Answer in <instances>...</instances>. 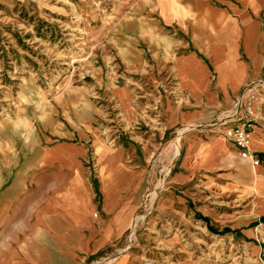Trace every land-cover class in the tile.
<instances>
[{
    "label": "crops",
    "instance_id": "crops-1",
    "mask_svg": "<svg viewBox=\"0 0 264 264\" xmlns=\"http://www.w3.org/2000/svg\"><path fill=\"white\" fill-rule=\"evenodd\" d=\"M137 8L146 19L137 38L152 58L130 59L131 72L160 68L165 93L117 86L119 126L130 119L134 128L129 147L107 154L74 128L69 102L60 103L65 123L34 118L35 129L49 127V135L24 141L34 150L24 171L0 172V264H86L91 256L117 253L128 243L154 175L150 147L166 137H181L180 154L167 162L186 214L213 234L228 229L257 264L264 261V104L256 106L250 129L258 165L213 126L264 77V0H142ZM144 124L149 129L139 131ZM77 137L85 143L73 142ZM0 145L1 161L10 168L6 150L13 142L0 137ZM90 148L92 165L85 162ZM140 262L134 255L118 264Z\"/></svg>",
    "mask_w": 264,
    "mask_h": 264
},
{
    "label": "rangeland",
    "instance_id": "rangeland-1",
    "mask_svg": "<svg viewBox=\"0 0 264 264\" xmlns=\"http://www.w3.org/2000/svg\"><path fill=\"white\" fill-rule=\"evenodd\" d=\"M140 4L142 0H0V137L13 142L6 150L10 168L0 155V172L8 176L24 171L23 163L34 155L24 141L39 133L49 135V127L35 129L34 118L65 123L61 102L71 104L68 113L78 124L74 128L90 134L98 153L129 145L134 126L130 119L119 126L117 86L127 82L142 94L165 93L156 72L160 68L144 65L131 72L130 59L152 58L146 42L137 38L146 24L135 9ZM148 129L144 124L138 130ZM167 139H157L150 147L154 175L127 232V245L114 255L91 256L86 264H118L134 255L140 257L139 264H257L230 233L213 234L186 214L167 162L180 154L181 137ZM73 142L85 143L78 137ZM92 150L88 165L93 164Z\"/></svg>",
    "mask_w": 264,
    "mask_h": 264
},
{
    "label": "built area",
    "instance_id": "built-area-1",
    "mask_svg": "<svg viewBox=\"0 0 264 264\" xmlns=\"http://www.w3.org/2000/svg\"><path fill=\"white\" fill-rule=\"evenodd\" d=\"M246 90L249 91L247 95L237 100L232 109L219 113L213 121V126L224 129L225 135L234 139L242 158L258 165L260 161L250 148V129L256 123V106L264 104V77L251 83ZM235 119L237 122L230 126Z\"/></svg>",
    "mask_w": 264,
    "mask_h": 264
},
{
    "label": "bare ground",
    "instance_id": "bare-ground-1",
    "mask_svg": "<svg viewBox=\"0 0 264 264\" xmlns=\"http://www.w3.org/2000/svg\"><path fill=\"white\" fill-rule=\"evenodd\" d=\"M154 195H156V194H155V193L153 194V197H152L153 199H155V198H154ZM136 222L138 223V219L135 221V225H134V227L137 225Z\"/></svg>",
    "mask_w": 264,
    "mask_h": 264
},
{
    "label": "trees",
    "instance_id": "trees-1",
    "mask_svg": "<svg viewBox=\"0 0 264 264\" xmlns=\"http://www.w3.org/2000/svg\"><path fill=\"white\" fill-rule=\"evenodd\" d=\"M224 232H228V229H225L222 233H224Z\"/></svg>",
    "mask_w": 264,
    "mask_h": 264
}]
</instances>
